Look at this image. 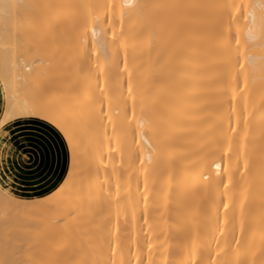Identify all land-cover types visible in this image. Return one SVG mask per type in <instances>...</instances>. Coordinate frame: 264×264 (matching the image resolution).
I'll use <instances>...</instances> for the list:
<instances>
[{"label": "bare ground", "instance_id": "6f19581e", "mask_svg": "<svg viewBox=\"0 0 264 264\" xmlns=\"http://www.w3.org/2000/svg\"><path fill=\"white\" fill-rule=\"evenodd\" d=\"M0 264H264V0H0Z\"/></svg>", "mask_w": 264, "mask_h": 264}, {"label": "rangeland", "instance_id": "374dc122", "mask_svg": "<svg viewBox=\"0 0 264 264\" xmlns=\"http://www.w3.org/2000/svg\"><path fill=\"white\" fill-rule=\"evenodd\" d=\"M6 125L15 146V163L12 165L15 180L30 188L34 185L33 192H41L46 186L44 183L54 175V171L44 165L45 153L49 151L46 145L51 140H58V148L69 154L63 134L52 123L36 116L25 115ZM36 183L39 185L35 186Z\"/></svg>", "mask_w": 264, "mask_h": 264}]
</instances>
